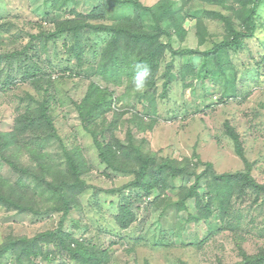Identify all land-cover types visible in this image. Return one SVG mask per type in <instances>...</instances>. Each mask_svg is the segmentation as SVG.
Returning <instances> with one entry per match:
<instances>
[{"label":"rangeland","instance_id":"1","mask_svg":"<svg viewBox=\"0 0 264 264\" xmlns=\"http://www.w3.org/2000/svg\"><path fill=\"white\" fill-rule=\"evenodd\" d=\"M76 1V6L59 7L55 0H0V141L9 142L0 148V192L22 191L17 185L22 169L45 175L55 185L66 179L73 182L67 171L68 156L76 152L80 180L86 186L74 196V207L66 219L62 211L48 214L56 204V197L48 193L24 195L27 211L0 206V247L12 238L31 240L62 230L69 235L70 244L74 239L85 244L84 248L96 246L106 256L102 264H241L245 261L242 252L248 257L264 256V194L242 189L231 200L233 218L223 223L213 213L199 220L198 204L209 202L204 197L208 192L205 185L188 199L184 196L194 179L186 182L177 176L161 189H134L131 182L137 174L133 170L138 167L131 158L109 167L96 147V140L110 144L113 140L121 144V157L126 144L144 154L189 164L197 174L203 172V163H212L219 174L250 170L254 181L264 185V0L256 14L255 37L247 40L243 49L224 54L232 68L218 81L203 79L202 54L229 39L232 28L242 27L252 3L172 0L184 35L175 37L171 45L174 50L197 54L182 57L166 51L155 84L142 94L132 91L131 75L127 74L132 64L125 57L119 66L108 68L107 78L100 75L105 69L103 53L113 35L94 26L114 24L116 20L109 14L117 8L111 9L108 0ZM139 1L145 6L162 2ZM74 7L75 13L70 14ZM76 17L89 25L80 31L81 61L73 52L79 49L74 33L46 38L54 33L56 20ZM161 41L168 43L167 35ZM210 59L209 68L216 70V57ZM185 66H193L198 74L187 75ZM230 80L235 81L237 96L228 99L223 90ZM96 87L100 89L97 93ZM90 93L110 100L114 96L116 101L111 110L88 123L80 106ZM144 93L149 98L143 100ZM45 101L49 102L55 132H26L23 128L18 133V119L40 110ZM228 127L237 133L242 154ZM102 130L106 133L101 134ZM130 135L133 142L128 140ZM130 148L129 153L136 156V150ZM141 194H145L143 201H133L130 210L134 219L124 228L117 221L120 205L130 195ZM38 248L37 255L24 260L25 264H82L77 252L57 240ZM71 248L75 249L74 245ZM19 262L13 253L1 264Z\"/></svg>","mask_w":264,"mask_h":264},{"label":"trees","instance_id":"2","mask_svg":"<svg viewBox=\"0 0 264 264\" xmlns=\"http://www.w3.org/2000/svg\"><path fill=\"white\" fill-rule=\"evenodd\" d=\"M251 2L252 8L251 12L246 16H243L242 27L240 29L232 28L229 39L223 41L221 44L215 46L213 49L208 50L203 53V61L201 65V73L204 71L205 75L203 79H212L218 81L219 78L228 72L229 68H232L230 60L224 56L231 49H243L247 40L255 37L258 24H257V10L260 2L262 0H243L242 2ZM57 6H76V0H55ZM109 7L111 9L117 8L116 12H111L109 14L116 20L114 24L110 26L97 25L94 26L99 32L107 31L111 33L113 38L110 40L109 47L105 50L102 57V64L105 68L101 71V76L106 78L108 76L109 67L111 68L119 66L122 62V57H125L132 65L138 61L147 62L153 69V75L147 85L149 89L155 84V77L159 72L162 61L165 60L166 51L169 49L173 54L184 56H192L197 54L196 51L192 50H174L171 45L172 41L176 37H182L184 35L182 19H178L174 12L175 2L172 0H162V2L156 4L155 6H145L139 0H108ZM72 9L69 13L74 14L76 11ZM129 12V14H128ZM109 13V12H108ZM106 12H104V17ZM94 17V16H93ZM226 21H228L226 19ZM56 29L53 34H49L46 38H57L63 35H68L69 33H74V37L77 38L78 50L75 49L76 56L79 61L82 59L83 46L81 44L80 31L82 28L89 27L85 25V22L81 18L76 17L74 19H64L55 21ZM167 35L169 42L163 43L162 36ZM45 36V35H44ZM42 36V38H44ZM122 49V51H119ZM215 56L217 59L216 70L209 68L211 64V57ZM226 58V59H225ZM124 62L123 64H126ZM170 63H167V72L171 70ZM132 65L130 66V72L128 75H132ZM185 73L187 75L198 74L197 70H194L193 66H185ZM188 68L190 71H188ZM200 74V71H199ZM31 77V76H30ZM235 79V75H234ZM218 85L217 82H215ZM165 90L169 89V86L164 87ZM225 91L223 90V96L228 99L235 98L237 96V88L234 80H230L225 85ZM99 87L94 89V92H99ZM235 94V95H234ZM143 100L147 98V93L143 94ZM149 98V97H148ZM116 101V98L112 96L111 100L106 97L94 96L93 94H88L84 100L82 106H80V113L88 123L90 120H94L97 117H101V113H106L109 109L111 110L112 105ZM49 102L45 101L41 105L40 110L29 111L26 115L21 116L17 121V132L19 133L23 128L26 132H40L44 130H49V132H55L53 121L49 114ZM138 115L139 113H135ZM135 115V116H136ZM114 128V126H112ZM113 130V129H112ZM228 132L230 137L233 139L238 152L242 154L243 148L239 141L237 133L228 127ZM106 133L105 130L101 131V134ZM113 134V133H112ZM53 135V134H51ZM13 138H17V135ZM133 142L134 138L132 135L129 139ZM112 143H104L96 140V147L101 152L102 161L109 163V167L115 168V161L120 163L121 160H129L136 164L138 170L135 171L137 178L131 182V186L135 189H144L146 192H151L154 189H161V187L166 186L171 179L175 177H182L186 182L194 179V184L191 186L189 193L184 196L187 199L189 197H195L196 191H199L201 185H205L208 192L204 194V197L208 199V203L202 206L201 203L198 204L200 211L198 213L199 220L201 218H210L213 213L217 214V217L226 223L229 218L232 217L231 210V200L236 193H240L242 189L252 188L260 194H264V185H260L254 181L250 175V170L248 172L239 173H225L219 174L215 171V167L212 163H203L205 168L202 173L197 174L196 169L191 168L189 164H180L176 160H171L169 158L161 157L159 158L154 154H144L140 149H136L133 146H125L123 150L125 151L124 156H120L119 148L121 144L116 141H111ZM3 144L9 145V142L0 141V148ZM105 146V147H104ZM134 148L137 155L132 156L128 148ZM130 148V149H131ZM77 153V152H76ZM76 153L68 156V169L70 178H73V182L69 179L63 180L57 185L54 182H48L45 175H40L35 173L33 170L22 169L21 179L18 182V186L22 191L14 188L12 194H3L0 192V206L6 207L8 209L17 210H29L24 203V195L29 192L34 194L48 193L50 197H56V204L54 207L47 211L48 214L52 212H63V219H66L68 212L74 207V196L83 191L86 186L80 180L81 165L77 163ZM131 156V157H130ZM130 162V163H131ZM201 162V160H200ZM202 163V162H201ZM14 166V165H12ZM46 168V166H43ZM54 177L57 174H52ZM62 177V176H61ZM66 176H63L65 178ZM55 195L52 196L51 195ZM151 194V193H150ZM149 194V195H150ZM7 195V196H6ZM145 194L138 196L130 195L127 200H124L120 205V214L117 216V221L121 226L127 228L133 221L134 215L131 213L130 207L134 204L133 201H143ZM142 198V200H141ZM156 200H158L156 198ZM234 217V216H233ZM232 217V218H233ZM240 231V230H237ZM264 236V235H263ZM69 235L63 234L62 230H54L47 233L38 235L31 240L27 237L12 238L0 247V264L3 259L8 254L14 253L19 260V264H25L24 260H31L32 256H36L41 244L50 243L52 241H58L62 246L69 248L71 252H77V260L82 264H102L105 262V255L94 245H90L89 248H84L85 244H79L76 240H70L71 244L74 245L75 249L71 248V244L67 242ZM35 253V254H34ZM242 256L245 259L244 263L241 264H264V256L258 257H248L244 252ZM76 257V256H75Z\"/></svg>","mask_w":264,"mask_h":264},{"label":"clouds","instance_id":"3","mask_svg":"<svg viewBox=\"0 0 264 264\" xmlns=\"http://www.w3.org/2000/svg\"><path fill=\"white\" fill-rule=\"evenodd\" d=\"M153 75L152 67L144 61L135 62L132 65V75L130 77L132 91L142 94Z\"/></svg>","mask_w":264,"mask_h":264}]
</instances>
